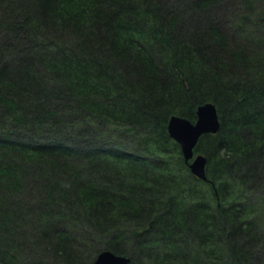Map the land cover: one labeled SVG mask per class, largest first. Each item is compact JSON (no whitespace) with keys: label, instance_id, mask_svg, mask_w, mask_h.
<instances>
[{"label":"trees","instance_id":"obj_1","mask_svg":"<svg viewBox=\"0 0 264 264\" xmlns=\"http://www.w3.org/2000/svg\"><path fill=\"white\" fill-rule=\"evenodd\" d=\"M101 250L264 264V0H0V264Z\"/></svg>","mask_w":264,"mask_h":264},{"label":"water","instance_id":"obj_2","mask_svg":"<svg viewBox=\"0 0 264 264\" xmlns=\"http://www.w3.org/2000/svg\"><path fill=\"white\" fill-rule=\"evenodd\" d=\"M196 119L171 115L167 120V131L180 146L181 154L190 171L196 177L205 180L206 156L195 153L198 138L204 133H215L220 126L216 106L211 101L201 103L196 108ZM130 257L111 250H101L90 264H127Z\"/></svg>","mask_w":264,"mask_h":264}]
</instances>
